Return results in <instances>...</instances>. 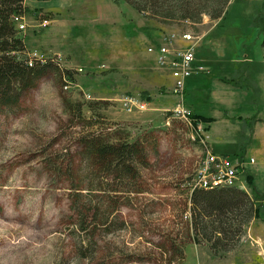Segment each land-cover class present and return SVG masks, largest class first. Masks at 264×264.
<instances>
[{
	"label": "rangeland",
	"instance_id": "obj_1",
	"mask_svg": "<svg viewBox=\"0 0 264 264\" xmlns=\"http://www.w3.org/2000/svg\"><path fill=\"white\" fill-rule=\"evenodd\" d=\"M35 1L25 0L24 16L15 19L26 46L20 58L55 60L72 74L67 85L54 74L43 79L23 97L22 111L0 108V264H192L193 246L211 250L191 240L186 215L213 147L231 164L244 163L236 187L251 196L255 184L261 190L257 221L229 253L264 264V170L256 175L247 152L255 123L264 121V0H231L221 18L203 15L199 23L153 19L124 0H100L96 8L97 0H77L83 7L69 20L32 9ZM52 20L60 22L54 27ZM184 34L198 38L191 44L196 54L210 48L217 59L216 70L199 64L204 69L180 97L157 55L173 40L184 46ZM234 58L249 60L225 71ZM250 58L259 66L250 68ZM197 75L206 81L200 91H215L217 103L193 106L215 118L188 103V82ZM241 92H248L242 105L256 107L251 118L238 111ZM178 106L191 115L179 117ZM88 132L109 144L144 141L151 165L141 170L144 182L103 189L87 161L72 154ZM174 244L182 255L175 256Z\"/></svg>",
	"mask_w": 264,
	"mask_h": 264
},
{
	"label": "trees",
	"instance_id": "obj_2",
	"mask_svg": "<svg viewBox=\"0 0 264 264\" xmlns=\"http://www.w3.org/2000/svg\"><path fill=\"white\" fill-rule=\"evenodd\" d=\"M124 1L135 11L149 14L153 19L164 22L189 19L199 23L203 15H209L212 19L221 18L231 0ZM211 2L214 8L207 10V5ZM25 12V0H0V108L12 112L23 110L21 104L23 97L37 89L43 79L54 74L67 85L66 79L71 78L72 74L69 70L61 68L55 60L20 58L26 46L15 19L22 18ZM16 86L19 87L17 93ZM77 114L80 115L79 109ZM76 145L78 149L72 154L80 156L84 162L87 161L103 189L114 188L111 182L126 186L135 184L139 187L144 182L141 170L151 167L148 157L150 153L144 141L109 144L96 132H88L76 139ZM58 170L63 173L62 167ZM74 187L80 194L81 185ZM253 190L254 196L236 186L195 188L190 193V209L186 215L191 227V240L195 244L207 242L215 256L223 257L234 250L244 235L245 227L260 213V191L255 186ZM113 191L117 193L120 190L116 188ZM84 220L86 216L82 214L83 224ZM173 246L175 256L182 255L178 246L175 244Z\"/></svg>",
	"mask_w": 264,
	"mask_h": 264
},
{
	"label": "crops",
	"instance_id": "obj_3",
	"mask_svg": "<svg viewBox=\"0 0 264 264\" xmlns=\"http://www.w3.org/2000/svg\"><path fill=\"white\" fill-rule=\"evenodd\" d=\"M99 1L100 0H97V2H95V8L98 5ZM76 3H77V0H45V1L44 0L43 1L42 0H36L35 3L32 4L31 8L34 10L37 8L39 10L42 9L44 12H51L55 15L59 14L57 16L63 17V18L66 17L67 19L70 20L71 17L68 15L69 14L72 15V13L74 11H76L77 9L81 10L83 7V5H79ZM28 7H29V5H28ZM51 22H53L54 27H56L57 23H59L60 20H52ZM217 29L218 28H216V30ZM204 49L205 50H204L203 55H202V53L197 54V58H198L197 63L202 64L204 66H210L211 69H215L214 62H215V59H217V58H213L212 49H210V48H204ZM218 58H224L225 60H227L226 55H223L222 53L218 56ZM246 58H244V59H239V58L235 59L234 58V59L230 60L233 63V65H231V68H228L225 71L233 70V72L235 73L237 70H239L245 66V62H247L249 60V59L247 60ZM247 64L250 68H251V65H252V67H255V68L259 66L257 64V60H254L252 58H250V62H248ZM225 71H223V72L225 73ZM254 73H255V75H257V71H255ZM204 81L205 80H203V79L200 80L199 75H197V76L193 77L188 82V84H189L188 86H191V89H192V91L190 92L191 95L188 96L189 105L193 106L194 105L193 103H195L196 105L201 104L200 107L203 109L202 106H205L204 105L205 102L208 103V101L212 100L213 104L217 103V100H216L217 97L215 96V91H213V92L209 91V90L200 91V90H202L200 88L205 87L203 85ZM190 82H191V84H190ZM207 91H209V92H207ZM240 91H242V90H240ZM247 93L248 92L242 93L243 96H242V99L239 100V105H238L239 107H237V108H238V111L245 109V111L243 110L245 112V117L251 118V117H253V115H255V114H253L254 113L253 108L256 109V107L255 106H249L251 108H249L247 110V108H245V105H242V103H244L246 98H247ZM200 94L203 96H200ZM211 105H210V108H211ZM218 107H220V105H218ZM194 109L196 110V112L198 114H201V116L205 119L215 118V117L205 116L202 113H199L195 107H194ZM238 119H240V118H238ZM215 123H217V121L216 122H214V121L213 122H207L208 127H209V131L207 133H210L211 137H214V134L212 131V126ZM248 145H249V147H247V152H249V154L251 156L250 159L255 160V162L253 164L250 163V165L255 164L256 167L254 169L256 171V175L261 176V174L264 170V121H258L255 123L253 135L251 136V139H250V142L248 143ZM213 151L215 152V154H218L216 147H213ZM253 155L255 157H253ZM239 162H242V161L239 160ZM242 164L244 165V163H242ZM257 182L258 181H256V183ZM255 187L258 191H261V190H259L260 188L257 186V184H255ZM255 221H257L256 218L252 221L253 223L252 222L251 223L254 225ZM199 247L200 246H197L196 248H194V246H193V252L192 253L194 256V260H193L192 264H263V261H261V258H259L258 261L247 262L245 260V258H242V256H241L242 254H239V253L234 254V255L229 253L227 259H226V257L223 259H218V258H215L213 256L211 250H209V248L207 246H203L200 248Z\"/></svg>",
	"mask_w": 264,
	"mask_h": 264
},
{
	"label": "built area",
	"instance_id": "obj_4",
	"mask_svg": "<svg viewBox=\"0 0 264 264\" xmlns=\"http://www.w3.org/2000/svg\"><path fill=\"white\" fill-rule=\"evenodd\" d=\"M18 21V18H16ZM21 29H24V26H21ZM194 35L184 34L182 36V41L184 46L176 48L175 41L167 43L163 46L160 51H158L159 61L166 65L171 72L172 77L174 78V85L172 88L173 95L182 96L185 92V85L189 78L192 77L193 73L201 72L204 68L197 63V54L195 48L191 47L194 40H196ZM179 46V45H178ZM172 48V50H171ZM150 52H154L153 49H149ZM45 60V59H41ZM180 96V97H181ZM125 104L131 105L132 101L127 100ZM138 109L146 110L144 104L139 105ZM178 114H186L187 116L191 115V111L187 110L182 106H178L173 110ZM255 160L252 159L251 163H254ZM241 166H236L231 164V162L223 157L209 155L208 159L204 162L202 166L203 172H206L202 178L198 179V185L195 188H204V189H214L218 187H235L237 186L236 180L239 175V170L244 166L242 162H239ZM212 168L215 172H212ZM192 187V186H191ZM193 189V190H194Z\"/></svg>",
	"mask_w": 264,
	"mask_h": 264
},
{
	"label": "bare ground",
	"instance_id": "obj_5",
	"mask_svg": "<svg viewBox=\"0 0 264 264\" xmlns=\"http://www.w3.org/2000/svg\"><path fill=\"white\" fill-rule=\"evenodd\" d=\"M178 116H179V117H182V119H183V118L186 119V118L188 117L186 114H178Z\"/></svg>",
	"mask_w": 264,
	"mask_h": 264
}]
</instances>
